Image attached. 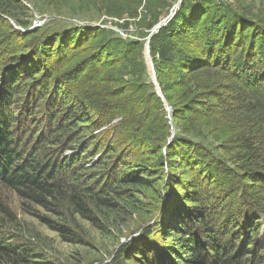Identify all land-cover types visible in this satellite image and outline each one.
Segmentation results:
<instances>
[{
    "label": "trees",
    "instance_id": "1",
    "mask_svg": "<svg viewBox=\"0 0 264 264\" xmlns=\"http://www.w3.org/2000/svg\"><path fill=\"white\" fill-rule=\"evenodd\" d=\"M21 1L0 0V187L47 212L68 206L112 233L96 214L145 208L140 237L121 243L111 264H264V1L236 10L183 0L152 35L109 37L80 59L95 26L32 27ZM113 1L87 3L121 18ZM147 38L161 98L138 80L134 60ZM4 225L0 264H59Z\"/></svg>",
    "mask_w": 264,
    "mask_h": 264
},
{
    "label": "rangeland",
    "instance_id": "2",
    "mask_svg": "<svg viewBox=\"0 0 264 264\" xmlns=\"http://www.w3.org/2000/svg\"><path fill=\"white\" fill-rule=\"evenodd\" d=\"M45 1H21L28 9L27 20L31 22L32 27H42L43 30L53 28L65 29L80 22L95 26L94 28L101 32L98 33L103 35L94 39L92 36H94L97 30L90 32L89 35L93 34L91 40L86 41L85 38L84 41L86 43L90 42L89 45H92V47L89 46L87 49L81 50L77 59L85 56L90 49L98 48L101 42H107L109 37L117 38L124 42L136 39L141 33L147 32L152 35L159 28L160 24L163 25L166 19H172L174 13L179 11L178 9L184 2L183 0H114L111 4L112 8L118 14H123L121 18H115L107 16L104 8L99 4L95 6L87 3L88 0H79L78 2L76 0H67L65 4L61 6L54 5L53 7L44 5ZM134 1H139V4L135 5ZM263 1L226 0V4H231L235 6L236 10H239L244 9L248 5L261 4ZM154 18L158 19L159 22L151 26ZM10 23L12 26L14 25L12 18ZM111 23L116 24V26H111ZM106 30H111L114 34L107 35ZM142 45L139 56H135L134 60L141 74L138 80L146 85V88L143 90L144 94L153 92L156 96L160 97L162 94L156 79L157 58L150 54L149 38L143 40ZM71 47L72 45H69L65 48L64 52L70 51ZM90 57L91 55L87 58ZM148 61L151 62V66L148 65ZM19 92L20 90L16 91L17 94ZM84 104L86 105V103ZM165 108L167 113L164 116V120L170 125L172 124L170 110L166 105ZM31 135L26 136L28 140L26 141L25 148L33 147L31 151L33 153L35 145H33ZM171 135H174L173 130ZM47 140L48 136L41 145L46 144ZM88 159L85 160L88 161ZM100 170L94 171V175H100L99 179L96 180L97 183H100L103 177ZM88 172L92 173L91 171ZM92 181L91 179L85 185L94 188L96 182L94 180V183H92ZM154 182L155 178L149 181V185H152ZM159 184L160 182L157 185ZM143 195L148 197V192H139L137 198L143 200L145 203L149 202L150 199L145 198ZM168 197L165 196L166 199ZM65 207L62 215H58L52 211L47 212L22 200L18 194L0 187V222L5 223L2 233L7 235L9 232L10 235L14 234L16 237H21L25 243L29 241L30 243L41 244L45 248L47 257L53 258L59 264H111V259L114 258V255L118 254L117 252L120 250L121 243L125 244L132 237H136L135 240L138 239L140 237L138 235L146 223L145 215L147 210L145 208H142L143 212H139L133 216L121 215V217H118L117 214L105 212V210L100 214H96L99 222H108L117 229V233H112L108 232V230L106 231L107 224H102L104 230H99L87 221L82 220L79 215H75L72 208ZM46 221L51 224L55 223V225L65 226L76 235L78 242L76 244L66 243L59 234L48 228Z\"/></svg>",
    "mask_w": 264,
    "mask_h": 264
},
{
    "label": "built area",
    "instance_id": "3",
    "mask_svg": "<svg viewBox=\"0 0 264 264\" xmlns=\"http://www.w3.org/2000/svg\"><path fill=\"white\" fill-rule=\"evenodd\" d=\"M194 2H199V1H208V2H226V0H191Z\"/></svg>",
    "mask_w": 264,
    "mask_h": 264
},
{
    "label": "water",
    "instance_id": "4",
    "mask_svg": "<svg viewBox=\"0 0 264 264\" xmlns=\"http://www.w3.org/2000/svg\"><path fill=\"white\" fill-rule=\"evenodd\" d=\"M172 16V15H171ZM148 57V56H147ZM148 65L149 66H151V62L150 61H148ZM162 96L160 95V98H161Z\"/></svg>",
    "mask_w": 264,
    "mask_h": 264
}]
</instances>
